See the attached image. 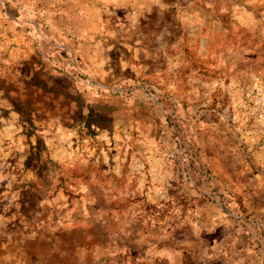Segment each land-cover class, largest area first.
<instances>
[{
	"label": "rangeland",
	"instance_id": "obj_1",
	"mask_svg": "<svg viewBox=\"0 0 264 264\" xmlns=\"http://www.w3.org/2000/svg\"><path fill=\"white\" fill-rule=\"evenodd\" d=\"M0 264H264V0H0Z\"/></svg>",
	"mask_w": 264,
	"mask_h": 264
}]
</instances>
